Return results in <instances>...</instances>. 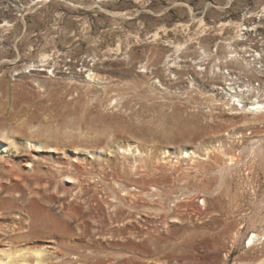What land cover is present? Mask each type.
Segmentation results:
<instances>
[{"label": "rangeland", "instance_id": "374dc122", "mask_svg": "<svg viewBox=\"0 0 264 264\" xmlns=\"http://www.w3.org/2000/svg\"><path fill=\"white\" fill-rule=\"evenodd\" d=\"M261 7L264 0H0V252L48 246L40 264L264 257V114L260 125L231 114L210 67L200 74L193 65L203 50L224 58L241 17ZM176 44L174 76L165 63ZM127 146L141 154H125ZM186 147L199 157L181 159ZM63 208L84 213L74 230L57 228L66 238L29 228L37 216L52 225L47 215ZM253 232L260 241L247 247Z\"/></svg>", "mask_w": 264, "mask_h": 264}, {"label": "bare ground", "instance_id": "6f19581e", "mask_svg": "<svg viewBox=\"0 0 264 264\" xmlns=\"http://www.w3.org/2000/svg\"><path fill=\"white\" fill-rule=\"evenodd\" d=\"M251 23L254 25H252ZM255 28H258V30H256ZM244 31L245 32L248 31L247 33H253V32L258 31V33L260 32L264 37V12L257 13L255 11V13L244 14V16L242 17V20L240 21V23H238L236 29L234 30L235 32L234 38H232V40L226 41V44H225L226 52L224 54V58H216L215 56L217 53L216 48L213 49V51L211 52H208L207 50L202 49L203 51L201 52L203 53H201V55L205 56L206 58L200 59L202 63H197V61L193 59L194 60L193 65H194V68H196V71L199 72L200 74L205 73L206 69L210 67V70H209L210 75L212 74L211 76L216 80L214 81L216 84L212 85V89L214 90V92H216L217 95H219L227 103L226 107L228 108V110H230L231 114H239V113L244 112L247 115H251L250 118L252 119V121L248 122L249 125L251 124L260 125L261 120L257 121L258 119L257 117H261L264 114V93H262L264 89L261 88L260 83L255 84L254 81L264 83V79H260L262 74H264V67L257 68V65H256L257 62H261V61H256L255 56H253L252 58L246 57V56L251 55L247 52L250 51L252 48H254V45H252L250 41L249 43L240 41L244 39L243 38ZM156 35L157 33L155 34V37ZM246 39L248 38L246 37ZM260 45L264 46V43L261 42L260 44H258V46ZM174 47H175V50L173 54L171 55L175 54V56L174 57H170L171 55L167 56L165 65H166L167 72H169L170 74H174L175 76L177 73L174 70V68H176V70H179L180 69L179 66H181L180 64H178V61H182V59L178 58V54L180 53L182 46L181 44H176ZM199 48H204V47L199 46ZM262 51L264 55V48H262ZM48 55L49 54H46V53L42 54L41 61L43 60L45 61ZM211 55L213 57L215 56L216 62H213L209 66V60L207 58H209V56ZM86 72H89L88 76L90 79H95L97 77L94 69L92 68H88ZM189 77L193 79L192 76H189ZM230 90H232V92ZM211 100H212L211 102L213 105L219 104L214 99H211ZM235 101L239 103V108L236 106ZM248 105H250L251 107H248ZM27 142H29L30 146L32 145L37 146V144L38 146L42 145L40 143V140L38 141L29 140ZM186 148L190 152L185 151V154L181 155V159L187 156L191 157L192 159L194 157H199V154L195 153V150L197 148H190V147H186ZM214 149L216 152L218 150L220 152V155L226 158L227 160L226 163L228 165L233 163V161L235 160V157L233 156V154L225 150V149H229V147L223 148L220 144H218V146H215ZM207 151L209 152V150ZM94 152H95L94 154L100 155V152H96V151ZM122 152H124L125 154H131V156H133L134 158L136 157V155L141 154L140 150H138L135 146H130V147L127 146L122 149ZM183 152L181 151V153ZM135 160L133 164L134 167L137 165V162ZM73 161H76V160H73ZM175 162L178 163L179 161L176 160ZM27 166H30V164ZM20 178L23 181L27 180L25 177H20ZM74 180L75 178L73 176H70V175L63 176V181L73 182ZM202 201H203V205H205L204 198H202ZM83 215L84 213H78L75 210H69V209L63 208L54 214L47 215L48 218L52 221V225L46 226L44 223V218L37 216V217L32 218V224L29 223V228H32L33 226L34 227L38 226V228L36 229V232H37L36 236L38 237L40 236L38 234V231H40L42 232L41 236L43 237L44 235L48 236L49 234L53 233V234H56V236H58L59 238H66L65 234H68V233L67 232L63 233V232H65V230L67 231L68 229L74 230V228L72 227L73 222L79 220L80 217ZM77 227H80V226H77ZM57 228H63L64 230L63 232H57L58 230ZM29 234L27 235L29 236ZM260 237L261 236L259 234L253 232L250 236H247L248 241L246 242V246L254 247L255 243L260 241ZM80 240H82V238H80ZM85 242L88 243V241H85ZM47 252H50V250L48 249V246L47 247L41 246V247H34V248L30 247V248H24V249L21 248L18 250L17 249L1 250L0 264H13L17 260L25 259V257L28 255H31L35 258V264H40L41 262H43L42 258ZM72 258H77V256L72 255ZM88 258H90V256ZM23 262L26 263L25 260ZM251 264H264V257L252 262Z\"/></svg>", "mask_w": 264, "mask_h": 264}, {"label": "built area", "instance_id": "2783aa9c", "mask_svg": "<svg viewBox=\"0 0 264 264\" xmlns=\"http://www.w3.org/2000/svg\"><path fill=\"white\" fill-rule=\"evenodd\" d=\"M256 12L257 13H259V12H264V7H261V8H258V9H256ZM242 18V17H241ZM252 24V23H251ZM252 25H254V24H252ZM249 27H251V26H249ZM256 30H258V28H255ZM255 30V31H256ZM243 31V30H242ZM241 32V31H240ZM248 32V31H247ZM247 32H245L244 31V33H243V35H244V39H242V40H240V41H242V42H247V43H249V41L252 43V45H254V48H252L250 51H248L247 53H249V54H251L250 56H246L247 58H252L253 56H255V60L256 61H261V62H257V68H263L264 67V55H263V51H262V48H264V46H262V45H260V46H258V44H260L261 42H263L264 43V37H263V35L259 32L258 33V31L257 32H253V33H247ZM247 33V34H246ZM246 34V35H245ZM246 37L248 38V39H246ZM260 53H262V54H260ZM246 55H248V54H246ZM245 78H247V77H245ZM260 79H264V74H262V76L260 77ZM228 82V81H227ZM255 82V84H258V83H260V86H261V88L262 89H264V83H261V82H257V81H254ZM231 92H232V90H230ZM262 93H264V91L262 92ZM231 101V100H230ZM235 104H236V106L239 108V103L238 102H236L235 101ZM248 107H251L250 105H248ZM253 109H254V107H253ZM247 133V135H250V133H248L249 131H246ZM175 154L173 153V154H171V157L172 156H174ZM176 156V155H175ZM198 204H199V206L201 207V208H203L204 207V205H203V201H202V198H200V199H198Z\"/></svg>", "mask_w": 264, "mask_h": 264}]
</instances>
